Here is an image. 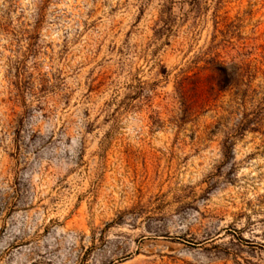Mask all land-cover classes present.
<instances>
[{"label": "rangeland", "instance_id": "obj_1", "mask_svg": "<svg viewBox=\"0 0 264 264\" xmlns=\"http://www.w3.org/2000/svg\"><path fill=\"white\" fill-rule=\"evenodd\" d=\"M0 264H264V0H0Z\"/></svg>", "mask_w": 264, "mask_h": 264}, {"label": "trees", "instance_id": "obj_2", "mask_svg": "<svg viewBox=\"0 0 264 264\" xmlns=\"http://www.w3.org/2000/svg\"><path fill=\"white\" fill-rule=\"evenodd\" d=\"M216 70L219 74V78H218V82H217L219 88L220 89H227L228 86L232 85V81H233L232 79H234L233 77L237 76V73L232 72V71H228V67H224V66L217 67ZM246 84L249 85L248 83H246ZM233 85L236 86L238 84H237V82H235V83H233ZM249 121H251V120H247L246 116L244 115L243 120H241L237 124L236 128L233 129V132H231L229 135H227V138H230V137H232L238 133H241V130H245V127ZM258 122L259 121H257L256 123H258Z\"/></svg>", "mask_w": 264, "mask_h": 264}]
</instances>
